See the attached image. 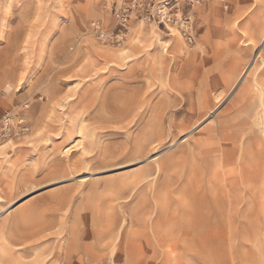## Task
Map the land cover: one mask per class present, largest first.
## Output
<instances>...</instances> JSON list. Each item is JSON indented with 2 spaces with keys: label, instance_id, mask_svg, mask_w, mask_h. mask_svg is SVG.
Listing matches in <instances>:
<instances>
[{
  "label": "rangeland",
  "instance_id": "rangeland-1",
  "mask_svg": "<svg viewBox=\"0 0 264 264\" xmlns=\"http://www.w3.org/2000/svg\"><path fill=\"white\" fill-rule=\"evenodd\" d=\"M128 4L0 0V264H264V0Z\"/></svg>",
  "mask_w": 264,
  "mask_h": 264
},
{
  "label": "built area",
  "instance_id": "built-area-1",
  "mask_svg": "<svg viewBox=\"0 0 264 264\" xmlns=\"http://www.w3.org/2000/svg\"><path fill=\"white\" fill-rule=\"evenodd\" d=\"M203 0H128L129 4L124 7L117 16L121 24L125 23L133 10L140 11L144 16L165 23H177L185 38L190 41L189 15H181L179 3L190 5L198 4ZM28 131V124L23 113H19L16 107H11L0 111V140L8 137L20 136Z\"/></svg>",
  "mask_w": 264,
  "mask_h": 264
},
{
  "label": "bare ground",
  "instance_id": "bare-ground-1",
  "mask_svg": "<svg viewBox=\"0 0 264 264\" xmlns=\"http://www.w3.org/2000/svg\"><path fill=\"white\" fill-rule=\"evenodd\" d=\"M3 146V145H2ZM1 147V146H0Z\"/></svg>",
  "mask_w": 264,
  "mask_h": 264
}]
</instances>
